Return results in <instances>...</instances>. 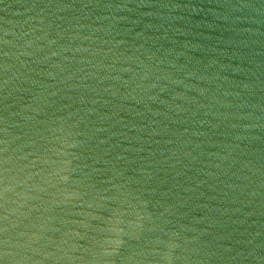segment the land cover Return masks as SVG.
<instances>
[{
    "label": "water",
    "instance_id": "obj_1",
    "mask_svg": "<svg viewBox=\"0 0 264 264\" xmlns=\"http://www.w3.org/2000/svg\"><path fill=\"white\" fill-rule=\"evenodd\" d=\"M0 264H264V0H0Z\"/></svg>",
    "mask_w": 264,
    "mask_h": 264
}]
</instances>
